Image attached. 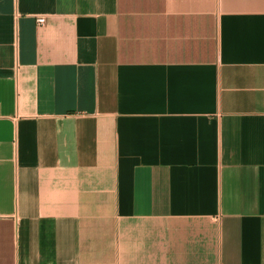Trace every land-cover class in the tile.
<instances>
[{"label": "crops", "instance_id": "0c3cea01", "mask_svg": "<svg viewBox=\"0 0 264 264\" xmlns=\"http://www.w3.org/2000/svg\"><path fill=\"white\" fill-rule=\"evenodd\" d=\"M0 264H264V0H0Z\"/></svg>", "mask_w": 264, "mask_h": 264}, {"label": "built area", "instance_id": "2783aa9c", "mask_svg": "<svg viewBox=\"0 0 264 264\" xmlns=\"http://www.w3.org/2000/svg\"><path fill=\"white\" fill-rule=\"evenodd\" d=\"M36 21L38 24H41L44 21V19L42 17H39L36 19Z\"/></svg>", "mask_w": 264, "mask_h": 264}]
</instances>
